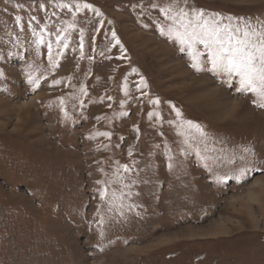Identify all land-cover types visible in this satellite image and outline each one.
<instances>
[{"label": "rangeland", "instance_id": "obj_1", "mask_svg": "<svg viewBox=\"0 0 264 264\" xmlns=\"http://www.w3.org/2000/svg\"><path fill=\"white\" fill-rule=\"evenodd\" d=\"M167 6L264 26V0H0V264H264V108Z\"/></svg>", "mask_w": 264, "mask_h": 264}, {"label": "snow or ice", "instance_id": "obj_2", "mask_svg": "<svg viewBox=\"0 0 264 264\" xmlns=\"http://www.w3.org/2000/svg\"><path fill=\"white\" fill-rule=\"evenodd\" d=\"M154 7L156 5H153ZM84 8H89L91 5L84 4ZM168 20L178 24L176 29H169L165 33L164 28H161V34H174L180 39L182 44H187L192 49V67L197 71H203L199 58L200 53L196 51V45L202 44L209 52V63L211 64L212 72L227 73L229 77L233 74L238 75L240 78V89L246 92H252L258 98L254 103H258V106L264 108V26L261 30L257 31L250 27L249 22L245 20L241 26L239 23L233 25V20H240L243 18L227 17L228 23H221L224 17L220 14H212L211 18H205L203 11L194 10L193 17L189 16V12L180 8L176 13L172 14V7L167 6L161 8ZM21 17L17 16L16 21L19 22ZM74 27L70 24L69 28ZM62 31H67L63 29ZM113 32V37H115ZM57 41L66 39L61 35H57ZM43 36L40 37L39 43H43ZM119 43V40H117ZM67 47V44L63 45ZM81 47H83V31H81ZM49 49H51V43H49ZM184 49L182 48L181 51ZM49 59L52 60L51 51L49 53ZM2 75V73H0ZM143 87H147V82L141 80ZM86 93L85 89H81ZM125 94H127V85H125ZM82 103V102H81ZM159 103V101H155ZM64 104L63 98H61V105ZM176 115L181 116V112L177 109ZM65 117H68L67 111H65ZM190 126L195 127L198 131L203 132L199 125H193L191 121L187 122ZM102 135L108 136L109 133H102ZM245 151H250L245 149ZM243 159V157H241ZM171 167V165H169ZM124 171H128V166H123ZM247 168L240 170L239 179L247 172ZM107 194V189L104 190L102 196ZM103 233H101L102 235Z\"/></svg>", "mask_w": 264, "mask_h": 264}]
</instances>
